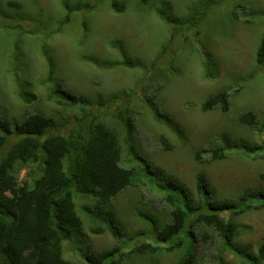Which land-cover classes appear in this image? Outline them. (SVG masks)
I'll return each instance as SVG.
<instances>
[{
  "label": "rangeland",
  "instance_id": "rangeland-1",
  "mask_svg": "<svg viewBox=\"0 0 264 264\" xmlns=\"http://www.w3.org/2000/svg\"><path fill=\"white\" fill-rule=\"evenodd\" d=\"M111 1L0 0V116L13 126L36 112L55 119L63 115L69 123L57 133L67 135L82 114L47 102L46 96L56 88L86 99L90 113L111 117L120 106H129L141 156L156 175L182 183L197 207L207 201L235 202L223 214L239 230L229 248L256 254L264 243V209L259 207L264 147L246 148L264 143V63L255 60L264 35V0H117L124 3L123 11L112 8ZM86 3L88 8H79ZM193 17L201 18L188 25ZM127 59L135 66L126 64ZM224 90L227 112L219 107L202 109L209 97ZM20 92L36 93L37 99L23 103ZM120 94L127 97L108 100ZM155 109L177 130L158 120ZM248 111L256 115V125L239 121ZM161 134L172 149L160 144ZM11 143L12 139L2 150ZM214 148H224L225 156L205 161ZM122 149V166L139 169L145 165L137 158L129 159L125 146ZM197 151H204L203 160L195 159ZM25 171L21 170L18 181ZM199 173L208 178L211 192L207 197L197 191ZM156 189L128 187L100 205L110 210L123 230L120 242L109 232L91 233L76 204L83 223L62 242L64 259L87 264L88 248L100 253L119 245L126 255L117 254L115 260L122 264H176L187 246L171 254L165 250L129 254L134 245L153 243L157 220L160 224L169 221L168 207L158 193L159 186ZM90 207L95 210L98 205ZM192 231L196 239L193 264H220L219 259L225 264H244L243 255L222 248L216 233L210 231V238L203 241L202 225ZM0 260L11 264L1 247Z\"/></svg>",
  "mask_w": 264,
  "mask_h": 264
},
{
  "label": "trees",
  "instance_id": "trees-1",
  "mask_svg": "<svg viewBox=\"0 0 264 264\" xmlns=\"http://www.w3.org/2000/svg\"><path fill=\"white\" fill-rule=\"evenodd\" d=\"M89 6L86 3L79 8ZM111 6L116 11L125 8L124 3L117 0H112ZM159 14L169 23L173 22L162 11ZM198 18L201 17H193L188 25H194ZM255 60L258 64L264 63V35L257 47ZM125 63L135 66L130 59ZM123 95H114L108 100L113 102L127 97ZM19 97L27 104L37 99L36 93L32 92H20ZM46 101L63 109L81 112V117L72 123L73 127L67 135L57 133L58 128L69 123L63 115L55 119L36 112L19 122L15 121L13 126L11 121L0 116V247L11 264H85L63 257L62 242L69 239L73 231L79 230L83 223L76 211V204L81 206L80 210L84 212L91 233L109 232L120 242L123 230L109 215L110 210H103L100 205L109 203L125 188L141 186H148L154 191L159 186L161 191L158 193L162 194L168 207L169 221L160 224L157 220L153 243L134 245L129 254L142 255L158 250L171 254L175 249L187 246L176 264H193L196 240L192 228L197 229L202 225L203 241L210 238L211 231L220 236L223 249L228 248L243 255L244 264H264V243L259 245L256 254H250L244 248H229L239 230L229 215L223 214L231 210L235 202L207 201L199 203L197 207L182 183L173 177L161 178L156 175V170L141 156L135 138L134 116L129 106H120L111 117L104 113H90L87 111L90 103L86 99L60 88L50 91ZM99 104L104 106L103 101ZM215 106L222 112L228 111L227 91L209 97L202 109L206 111ZM154 113L158 120L168 122L173 130H177L170 119L156 109ZM239 121L253 126L257 124V117L248 111L239 116ZM11 139L9 148L3 151V146ZM158 139L165 149L173 148L166 135L161 134ZM123 146L129 159L137 158L144 161L145 165L139 169L122 166ZM259 147L263 148L264 143L262 146L247 147L246 150ZM203 153L195 152V159L203 160ZM224 156V148H214L205 161ZM23 169L26 170L25 174L18 181ZM207 179L202 173L196 176L197 191H203L205 197L211 192ZM259 197L262 200L259 207L264 209V191L259 193ZM94 202L98 205L95 210L90 207ZM143 217L140 218L143 220ZM184 236L188 237L187 242ZM117 254L126 255L119 245L101 250L100 253L88 248L87 264H122L120 259L115 260ZM219 262L225 264L222 259ZM0 264H3L1 260Z\"/></svg>",
  "mask_w": 264,
  "mask_h": 264
},
{
  "label": "clouds",
  "instance_id": "clouds-1",
  "mask_svg": "<svg viewBox=\"0 0 264 264\" xmlns=\"http://www.w3.org/2000/svg\"><path fill=\"white\" fill-rule=\"evenodd\" d=\"M215 107H217V106H215ZM213 108H214V107H213ZM213 108H212V109H213ZM206 111H207V110H206ZM94 204H95V202H94ZM194 239H195V238H194ZM195 240H196V239H195Z\"/></svg>",
  "mask_w": 264,
  "mask_h": 264
}]
</instances>
